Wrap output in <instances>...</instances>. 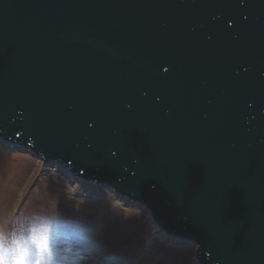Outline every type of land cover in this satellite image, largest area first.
Wrapping results in <instances>:
<instances>
[{
	"label": "water",
	"instance_id": "1",
	"mask_svg": "<svg viewBox=\"0 0 264 264\" xmlns=\"http://www.w3.org/2000/svg\"><path fill=\"white\" fill-rule=\"evenodd\" d=\"M18 4L19 8L26 7ZM46 13L52 16L50 28L42 34L29 33L28 49L24 37L0 34V90L7 88L5 97H11L15 106L27 103L30 109L38 107L41 96L49 94L50 99L58 98L60 117L77 123L84 139H93L102 149L108 140L118 142L120 146L114 148V153L106 154L112 151L109 148L92 153L73 143L77 137L69 136L63 123L52 125L53 114L50 120L42 119L51 126L45 130L57 134L59 144L55 148L59 151L83 158L94 167L113 165L117 180L157 191L151 201L165 212L171 208V199L182 201L175 212L196 233L195 238L201 242L199 253L203 255L202 246L212 247L203 260L220 263L240 256L256 260L251 255L252 245L241 246L230 231L225 235L214 226L218 223L222 230L219 214L226 219L240 214L254 228L264 225V176L262 172L255 174L264 169V0H57ZM157 14L167 22L169 31L174 21L181 22L180 42L186 46L168 34H157L164 31L163 23L149 25L152 34L135 41L142 36L138 26L151 19L160 22ZM43 19L49 22L45 14ZM208 28L214 32L206 31ZM35 39L40 41L35 43ZM142 42L147 51L155 46L157 55H162L170 69L150 62L149 53L142 51ZM123 62L126 68L121 66ZM118 65L120 70L116 71ZM102 70L106 72L101 82L113 90H108L106 96L123 98V106L111 107L112 111L116 108V118L98 106L82 110L86 100L74 91L81 84L80 92L94 90L95 77ZM119 72L126 81L115 80ZM172 73L181 80L178 82ZM77 76L81 82L65 89L71 79L78 80ZM158 85L164 90L159 92ZM187 86L197 87L198 92L188 90L185 94ZM123 90L128 91L123 94ZM89 103L97 105L94 99ZM222 103L232 115L219 120L216 132L211 124L221 116ZM102 117L98 126L109 129V136L94 129L93 123ZM25 126L29 136L36 135L46 142L30 125ZM189 128L199 135H188ZM224 149L233 152L232 158L224 156ZM69 154L64 155L72 159ZM177 160L193 165L174 162ZM233 160L249 173L248 178L241 176L244 179L240 185L236 181L240 177H235L239 169ZM163 161L175 164L174 170L180 176L174 182L180 178L182 182H167ZM140 176L151 178L154 186L148 180L136 182ZM160 182L167 185L158 189ZM251 182L257 185L249 187ZM218 204L224 211L216 209ZM251 213L257 214L254 220ZM245 220L229 223L239 230ZM251 238L248 232L246 240L250 242Z\"/></svg>",
	"mask_w": 264,
	"mask_h": 264
},
{
	"label": "rangeland",
	"instance_id": "2",
	"mask_svg": "<svg viewBox=\"0 0 264 264\" xmlns=\"http://www.w3.org/2000/svg\"><path fill=\"white\" fill-rule=\"evenodd\" d=\"M33 163L30 155L0 148V232L32 224L77 232L84 240L81 264H193L194 245L166 243L156 227L142 223L143 208L109 191L93 196L64 170L59 174L50 166L39 168L23 191ZM13 210H20L18 217ZM102 252H110L111 260L103 261Z\"/></svg>",
	"mask_w": 264,
	"mask_h": 264
},
{
	"label": "clouds",
	"instance_id": "3",
	"mask_svg": "<svg viewBox=\"0 0 264 264\" xmlns=\"http://www.w3.org/2000/svg\"><path fill=\"white\" fill-rule=\"evenodd\" d=\"M84 240L77 232H60L49 224L0 232V264H81Z\"/></svg>",
	"mask_w": 264,
	"mask_h": 264
},
{
	"label": "bare ground",
	"instance_id": "4",
	"mask_svg": "<svg viewBox=\"0 0 264 264\" xmlns=\"http://www.w3.org/2000/svg\"><path fill=\"white\" fill-rule=\"evenodd\" d=\"M88 187H90V185H87ZM96 189L98 188V187H96V186H94Z\"/></svg>",
	"mask_w": 264,
	"mask_h": 264
}]
</instances>
